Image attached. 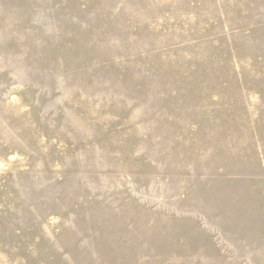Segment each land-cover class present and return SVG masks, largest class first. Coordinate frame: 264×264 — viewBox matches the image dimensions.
Returning <instances> with one entry per match:
<instances>
[{
  "label": "rangeland",
  "instance_id": "obj_1",
  "mask_svg": "<svg viewBox=\"0 0 264 264\" xmlns=\"http://www.w3.org/2000/svg\"><path fill=\"white\" fill-rule=\"evenodd\" d=\"M0 264H264V0H0Z\"/></svg>",
  "mask_w": 264,
  "mask_h": 264
}]
</instances>
